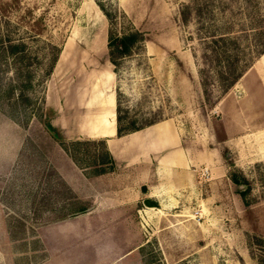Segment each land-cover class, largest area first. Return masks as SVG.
I'll list each match as a JSON object with an SVG mask.
<instances>
[{
	"label": "rangeland",
	"instance_id": "1",
	"mask_svg": "<svg viewBox=\"0 0 264 264\" xmlns=\"http://www.w3.org/2000/svg\"><path fill=\"white\" fill-rule=\"evenodd\" d=\"M110 31L142 34L117 66ZM254 33H264V0H0V200L12 239H0V264L46 261L40 242L22 237L65 215L72 195L54 170L70 156L62 143H106L74 133L85 105L94 117L107 105L110 117L112 95L124 126L174 120L192 160L183 203L139 204L142 247L132 263L264 264V54L227 93L217 74L227 61L246 65ZM10 44L25 48L13 57ZM222 49L229 60L219 58ZM55 107L74 123L64 129ZM104 120V130L116 128L117 110ZM77 150L84 159L85 150L102 149ZM80 232L54 264H104L107 241L95 238L84 253Z\"/></svg>",
	"mask_w": 264,
	"mask_h": 264
},
{
	"label": "crops",
	"instance_id": "2",
	"mask_svg": "<svg viewBox=\"0 0 264 264\" xmlns=\"http://www.w3.org/2000/svg\"><path fill=\"white\" fill-rule=\"evenodd\" d=\"M109 100L112 107L110 117L105 114L108 113L107 105H104L106 110L102 115L95 117L85 105L80 128L74 135L104 138L115 162V169L95 176L88 169H80L64 153V164L54 170L72 195L63 208L65 215L34 228V236L27 233L22 237L40 242V249L47 255L44 264H54L56 257L65 254L61 245L65 244L64 248L67 249L68 243L80 231L84 253H87V247L95 238L98 241L103 239L109 245L107 251L101 253L104 264H134L131 259L142 247V234L136 233L137 214L141 213L139 204L144 205L145 200H151L156 201L154 203L157 206L167 203L174 206L185 201L183 193L188 191L192 160L176 122L162 120L140 131L118 137L117 127L108 129V132L104 130L109 125V122L106 123L108 120L104 119L114 117L117 110L113 106L116 97L112 95ZM58 110L62 115L63 128L66 129L74 123V118L71 114L69 119L66 110ZM79 200L89 204L80 208L77 203ZM4 208L0 200V239L11 244ZM96 221L99 226L95 228L93 223Z\"/></svg>",
	"mask_w": 264,
	"mask_h": 264
},
{
	"label": "trees",
	"instance_id": "3",
	"mask_svg": "<svg viewBox=\"0 0 264 264\" xmlns=\"http://www.w3.org/2000/svg\"><path fill=\"white\" fill-rule=\"evenodd\" d=\"M102 10H104L103 6L101 5ZM104 13L110 23H113V16L111 13L107 12L104 10ZM185 21L187 20V17L184 19ZM264 33H254L253 38H252V49H251V59H249L246 63V65H243L242 68L239 69H231L229 66L230 62L227 61V65L223 67L218 74V80L221 83L222 90L224 93H227L232 87L235 86V84L243 77V75L246 73L248 68L250 67L251 63L254 61L256 57H259L264 54ZM110 37V42H109V57H110V62L112 65L117 66L119 64V60L131 56L134 52V50L137 48L138 44L142 41V34L139 32H133L127 35H124L122 37H118L114 35L112 31H110L109 34ZM220 41H215L216 43L222 42V43H227L228 40L227 37H220ZM236 41L235 39H233ZM237 42V41H236ZM234 46L236 43L233 44ZM24 46L20 45H15V44H10L8 45L6 51L8 52L9 55L13 57L19 56L20 52L22 49H24ZM227 50L222 49L220 53L221 59L228 57L226 56ZM21 58V57H20ZM218 58V59H219ZM229 60V59H228ZM220 61V59H219ZM221 62V61H220ZM54 63V62H53ZM27 97L24 96L23 93H20L18 96V99L20 100H25ZM127 115H122V109L118 105L117 107V136L121 137L136 131H140L144 129L145 127H138L136 124L132 121L129 122L128 125H123V121L127 119ZM154 123H151L149 125H152ZM148 125V126H149ZM71 147L73 146L74 149H70L69 146H66L64 143H62L63 149L70 155V157L73 159V161L79 165V167L82 168H88L92 170V174L95 176H101L106 173L113 172L115 169V162L110 155V153L107 150L106 143L104 141H91V140H86V141H74ZM82 146H95V147H101L100 153L95 150L94 151H89L85 150L83 154L86 156L84 159H78L76 154H81L77 148ZM93 152V153H92ZM85 164V166H84ZM233 181L239 185H241V179L237 176H234ZM245 181V180H243Z\"/></svg>",
	"mask_w": 264,
	"mask_h": 264
},
{
	"label": "built area",
	"instance_id": "4",
	"mask_svg": "<svg viewBox=\"0 0 264 264\" xmlns=\"http://www.w3.org/2000/svg\"><path fill=\"white\" fill-rule=\"evenodd\" d=\"M201 178L209 179L210 178V171L208 169H202L200 172Z\"/></svg>",
	"mask_w": 264,
	"mask_h": 264
},
{
	"label": "water",
	"instance_id": "5",
	"mask_svg": "<svg viewBox=\"0 0 264 264\" xmlns=\"http://www.w3.org/2000/svg\"><path fill=\"white\" fill-rule=\"evenodd\" d=\"M144 205L149 208H156V203L152 202L151 200H145Z\"/></svg>",
	"mask_w": 264,
	"mask_h": 264
},
{
	"label": "bare ground",
	"instance_id": "6",
	"mask_svg": "<svg viewBox=\"0 0 264 264\" xmlns=\"http://www.w3.org/2000/svg\"><path fill=\"white\" fill-rule=\"evenodd\" d=\"M109 101V103H110V100H108Z\"/></svg>",
	"mask_w": 264,
	"mask_h": 264
}]
</instances>
